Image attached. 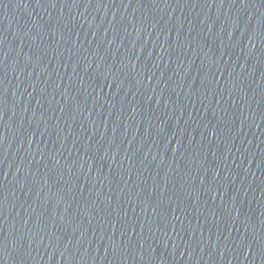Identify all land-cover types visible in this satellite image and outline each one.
<instances>
[{"label": "water", "instance_id": "water-1", "mask_svg": "<svg viewBox=\"0 0 264 264\" xmlns=\"http://www.w3.org/2000/svg\"><path fill=\"white\" fill-rule=\"evenodd\" d=\"M0 264H264V0H0Z\"/></svg>", "mask_w": 264, "mask_h": 264}]
</instances>
